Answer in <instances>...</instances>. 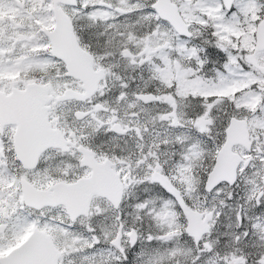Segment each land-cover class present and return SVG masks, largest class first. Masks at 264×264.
Listing matches in <instances>:
<instances>
[{"label": "snow or ice", "instance_id": "6c2138e0", "mask_svg": "<svg viewBox=\"0 0 264 264\" xmlns=\"http://www.w3.org/2000/svg\"><path fill=\"white\" fill-rule=\"evenodd\" d=\"M0 264H264V0H0Z\"/></svg>", "mask_w": 264, "mask_h": 264}]
</instances>
